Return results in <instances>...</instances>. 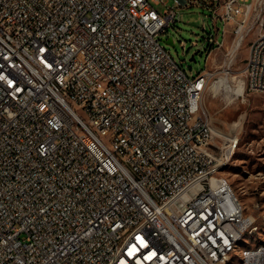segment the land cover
I'll list each match as a JSON object with an SVG mask.
<instances>
[{"label": "built area", "instance_id": "1", "mask_svg": "<svg viewBox=\"0 0 264 264\" xmlns=\"http://www.w3.org/2000/svg\"><path fill=\"white\" fill-rule=\"evenodd\" d=\"M175 1L213 12L219 69L191 77L164 46L166 0H0V264H224L257 230L218 173L239 134L204 95L264 93V0Z\"/></svg>", "mask_w": 264, "mask_h": 264}, {"label": "rangeland", "instance_id": "2", "mask_svg": "<svg viewBox=\"0 0 264 264\" xmlns=\"http://www.w3.org/2000/svg\"><path fill=\"white\" fill-rule=\"evenodd\" d=\"M167 4H155L163 12L166 8L176 7L178 21L163 33L160 38L164 46L183 66L191 77H197L207 67L217 70L224 59V52L214 50L208 58L211 33L214 28V14L206 7L197 4L184 6L175 0ZM219 38H224L225 23L219 19ZM235 25L228 29L233 31ZM255 31L238 53L235 70L242 74L249 54V43ZM174 44H169V40ZM196 54V60L192 56ZM204 107L212 117L217 129L226 134H239L240 142L231 160L220 172L234 187L241 199L246 213L255 216L258 229L247 233L241 241L231 264H240L241 252L250 245L264 242V93L251 92L247 100H232L225 93L220 82L208 88L204 95ZM237 256V257H236Z\"/></svg>", "mask_w": 264, "mask_h": 264}, {"label": "bare ground", "instance_id": "3", "mask_svg": "<svg viewBox=\"0 0 264 264\" xmlns=\"http://www.w3.org/2000/svg\"><path fill=\"white\" fill-rule=\"evenodd\" d=\"M220 85H221V88H224L225 90V93H228L229 95H232V92H235V89L232 87L230 88L228 83H227V78L223 77L220 79ZM226 83V85H224ZM226 87V88H225ZM236 90L238 92H235V93H238L239 94V91L240 89H237ZM232 100H233V95H232ZM101 145H110V138L108 135H101ZM235 152H228V160L226 161H221V163L218 164V173H219V176L220 178H222V180H225L226 183L232 185L224 176H222L220 174V172L223 170L222 168L228 164V162L231 160L233 154ZM232 191H233V194H237L236 193V190L234 189V187L232 186ZM239 204H240V207H244L241 199L239 198ZM258 229V228H257ZM254 230H242L241 233L239 234V236H236L233 240V245H232V251L228 253V259H225L224 261V264H231L234 260V258L232 257L237 249L239 248L240 244H241V241L244 239L245 235L247 233H250V232H253ZM261 248H264V242L263 243H258L257 245L253 246V245H250L248 248H245L242 252H241V255L239 256L241 262L240 264H248V254L255 251V249H261ZM237 257V256H236Z\"/></svg>", "mask_w": 264, "mask_h": 264}, {"label": "water", "instance_id": "4", "mask_svg": "<svg viewBox=\"0 0 264 264\" xmlns=\"http://www.w3.org/2000/svg\"><path fill=\"white\" fill-rule=\"evenodd\" d=\"M168 43H169V44H174L172 39L169 40ZM191 59H192V60H196V54H194V55L192 56Z\"/></svg>", "mask_w": 264, "mask_h": 264}]
</instances>
